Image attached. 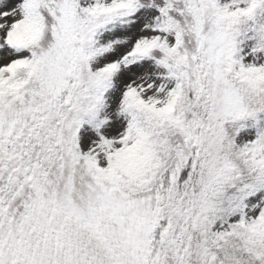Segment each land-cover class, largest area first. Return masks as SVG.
I'll return each mask as SVG.
<instances>
[{
	"label": "snow or ice",
	"instance_id": "snow-or-ice-1",
	"mask_svg": "<svg viewBox=\"0 0 264 264\" xmlns=\"http://www.w3.org/2000/svg\"><path fill=\"white\" fill-rule=\"evenodd\" d=\"M0 264H264V0H0Z\"/></svg>",
	"mask_w": 264,
	"mask_h": 264
}]
</instances>
